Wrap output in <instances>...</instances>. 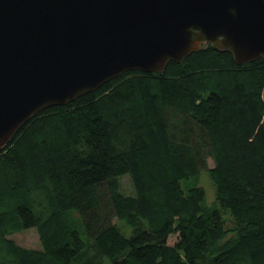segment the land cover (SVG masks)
Instances as JSON below:
<instances>
[{
  "label": "trees",
  "instance_id": "16d2710c",
  "mask_svg": "<svg viewBox=\"0 0 264 264\" xmlns=\"http://www.w3.org/2000/svg\"><path fill=\"white\" fill-rule=\"evenodd\" d=\"M0 264H264V58L207 44L32 116L0 149Z\"/></svg>",
  "mask_w": 264,
  "mask_h": 264
},
{
  "label": "water",
  "instance_id": "95a60500",
  "mask_svg": "<svg viewBox=\"0 0 264 264\" xmlns=\"http://www.w3.org/2000/svg\"><path fill=\"white\" fill-rule=\"evenodd\" d=\"M207 44L264 58V0H0V149L39 111Z\"/></svg>",
  "mask_w": 264,
  "mask_h": 264
},
{
  "label": "rangeland",
  "instance_id": "374dc122",
  "mask_svg": "<svg viewBox=\"0 0 264 264\" xmlns=\"http://www.w3.org/2000/svg\"><path fill=\"white\" fill-rule=\"evenodd\" d=\"M210 167L213 165V161L209 160ZM122 190L130 193L132 192V183L128 176H125L121 179ZM199 185L202 186L206 191V200L209 205H212L215 202V184L211 179L208 171H203L200 176ZM117 221V220H115ZM19 245L33 248V249H41V241L39 234L36 228L27 229L20 233H15L11 235ZM177 241V236L173 235L169 238V244H174Z\"/></svg>",
  "mask_w": 264,
  "mask_h": 264
}]
</instances>
